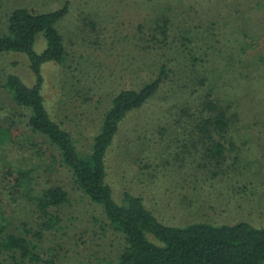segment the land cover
<instances>
[{
    "label": "rangeland",
    "instance_id": "374dc122",
    "mask_svg": "<svg viewBox=\"0 0 264 264\" xmlns=\"http://www.w3.org/2000/svg\"><path fill=\"white\" fill-rule=\"evenodd\" d=\"M64 2L68 12L56 27L67 56L63 64L41 65V93L79 154L89 151L115 93L137 89L162 65L170 70L158 91L129 113L114 135L105 159L113 198L119 202L125 191L140 196L160 222L171 226L264 225V0H0V34L12 9L48 12ZM44 47L37 34L35 51ZM9 74L26 85L34 83L24 54L0 52V121L14 122L13 142L0 150V161L21 170L44 162L47 172H41L40 184L62 186L68 200L49 208L58 220L43 229L48 217L12 193L13 182H0V238L10 234L30 242L28 255L0 250V260L115 263L125 245L123 234L100 205L74 187L53 146L42 145L40 138L46 151L40 158L29 147L36 136L4 87ZM203 74L204 85L199 82ZM209 89L228 116L236 114L227 133L233 146L227 144L218 167L189 137L197 112L192 98Z\"/></svg>",
    "mask_w": 264,
    "mask_h": 264
},
{
    "label": "trees",
    "instance_id": "16d2710c",
    "mask_svg": "<svg viewBox=\"0 0 264 264\" xmlns=\"http://www.w3.org/2000/svg\"><path fill=\"white\" fill-rule=\"evenodd\" d=\"M67 12V2L48 12H36L25 6L10 11L5 31L0 34V52L24 54L34 75V83L26 85L18 76L9 74L4 87L13 104L26 116V128L36 136L35 142H30L29 146L34 148V154L39 158L46 154L44 146H40V138L42 145L44 141L53 146L59 164L71 173L74 187L91 202L100 205L109 223L123 234L125 245L113 264H264V225L254 226L246 221H238L233 224L194 222L171 226L160 222L145 207L140 196L125 191L119 202L113 198L105 165L109 148L120 129V122L142 107L170 76V70L164 65L152 80L142 83L137 89H122L115 93L103 114L98 132L92 138L89 151L84 154L77 152L69 131L54 120L44 106L41 93L44 83L41 65L46 62L63 64L67 56L63 37L56 27ZM206 27L209 30L212 25L208 23ZM37 34H41L45 42L40 52L34 49ZM204 75L199 79L202 85L206 79ZM212 93L213 89H209L206 94L192 98L197 112L189 137L194 141L193 147L199 142L203 156L218 167L224 162L227 144L233 146L229 144L227 133L229 119L236 117V114L233 111L228 116ZM13 124L12 120L0 121V150L8 142H13ZM194 133L198 139H194ZM38 168L40 174H37ZM41 172H47L44 162L21 170L8 160L0 161V182H13L12 193L33 203L41 217H48L41 225L47 229L58 220L57 216L49 213V208L64 204L68 196L66 190L56 183L42 186ZM3 229L4 226L0 224V232ZM29 243L24 237L7 234L0 238V250L18 251L25 256L30 253ZM0 264L5 263L0 260Z\"/></svg>",
    "mask_w": 264,
    "mask_h": 264
}]
</instances>
